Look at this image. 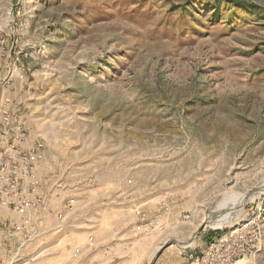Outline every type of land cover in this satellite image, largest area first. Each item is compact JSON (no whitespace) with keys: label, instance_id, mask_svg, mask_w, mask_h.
Listing matches in <instances>:
<instances>
[{"label":"rangeland","instance_id":"1","mask_svg":"<svg viewBox=\"0 0 264 264\" xmlns=\"http://www.w3.org/2000/svg\"><path fill=\"white\" fill-rule=\"evenodd\" d=\"M3 98L49 199L17 264L187 257L227 231L264 264V0H0Z\"/></svg>","mask_w":264,"mask_h":264},{"label":"built area","instance_id":"2","mask_svg":"<svg viewBox=\"0 0 264 264\" xmlns=\"http://www.w3.org/2000/svg\"><path fill=\"white\" fill-rule=\"evenodd\" d=\"M44 144L33 138L25 115L11 99L0 103V264H17L31 243L47 230L48 192L40 178ZM58 209V208H57ZM54 209L55 218L63 211ZM201 253L187 254L196 264H237L247 255L243 237L228 233ZM78 253V252H77Z\"/></svg>","mask_w":264,"mask_h":264},{"label":"crops","instance_id":"3","mask_svg":"<svg viewBox=\"0 0 264 264\" xmlns=\"http://www.w3.org/2000/svg\"><path fill=\"white\" fill-rule=\"evenodd\" d=\"M158 252V250H157ZM134 253H132L133 256ZM125 255H123L124 257ZM127 256H129V253H127ZM130 259V258H129ZM124 260V259H123ZM153 260V259H152ZM152 260L150 259L147 263L145 262H139V264H151ZM132 264L135 263V259H133ZM125 264V262H124ZM154 264H196L194 261L190 260L188 257H174L172 254H168L166 252L162 253L154 262Z\"/></svg>","mask_w":264,"mask_h":264},{"label":"water","instance_id":"4","mask_svg":"<svg viewBox=\"0 0 264 264\" xmlns=\"http://www.w3.org/2000/svg\"><path fill=\"white\" fill-rule=\"evenodd\" d=\"M206 225L201 226V228L198 230V232L196 233V235L194 236V238L192 239H196L197 237L200 236V234L202 233V231L205 229ZM172 242L166 243L165 245H163L160 250L156 253L155 257L153 258L151 264H154L155 260L163 253V251L169 247L171 245Z\"/></svg>","mask_w":264,"mask_h":264},{"label":"bare ground","instance_id":"5","mask_svg":"<svg viewBox=\"0 0 264 264\" xmlns=\"http://www.w3.org/2000/svg\"><path fill=\"white\" fill-rule=\"evenodd\" d=\"M212 221H213V220H212ZM215 221H216V222H213V223H211L210 221H208V225H209L210 227L218 228V227L221 225V223H220V221L218 222L217 219H215ZM191 244H192L191 242L184 243V244L180 243V247H182V248H187V247H188L189 245H191Z\"/></svg>","mask_w":264,"mask_h":264}]
</instances>
